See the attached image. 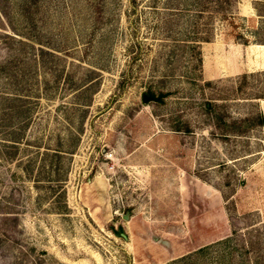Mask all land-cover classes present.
Listing matches in <instances>:
<instances>
[{"label": "rangeland", "instance_id": "rangeland-1", "mask_svg": "<svg viewBox=\"0 0 264 264\" xmlns=\"http://www.w3.org/2000/svg\"><path fill=\"white\" fill-rule=\"evenodd\" d=\"M13 96L0 264H264V0H0Z\"/></svg>", "mask_w": 264, "mask_h": 264}, {"label": "trees", "instance_id": "trees-1", "mask_svg": "<svg viewBox=\"0 0 264 264\" xmlns=\"http://www.w3.org/2000/svg\"><path fill=\"white\" fill-rule=\"evenodd\" d=\"M42 51H43L42 49H39V54H42L41 53ZM163 95L164 93H160L156 99L161 100V97ZM19 100L20 99H18L17 96H13V97H7V99L4 98V101L3 102L1 101L0 103V122H3L4 118L6 119L7 125H8L7 126L8 127V130H7L8 137L6 139L11 142H18L19 139L21 138V131H20L21 125L19 124V121L22 118V115H24V108H23L22 102H19ZM206 107H207L206 108L207 110H210L213 106L211 103H207ZM221 119H222L221 116L216 117V120L218 121V123L222 121ZM240 121L241 122L246 121L247 124L240 126L239 125ZM236 122L239 124H236ZM263 122H264L263 116L260 113H258L255 116H245L239 119L238 121L235 119H231L228 121L227 124H223L224 125L223 129L225 133L226 131L244 132L256 125H262ZM75 141L76 139H73L70 146L67 148H63V149H62V146L60 145V142H57L52 151L45 150L43 152V156L46 158L48 157L46 160V164L49 167V170H51V165L53 164V162L57 161V158L61 156L62 154L61 152L63 151L69 152L73 148Z\"/></svg>", "mask_w": 264, "mask_h": 264}, {"label": "water", "instance_id": "water-1", "mask_svg": "<svg viewBox=\"0 0 264 264\" xmlns=\"http://www.w3.org/2000/svg\"><path fill=\"white\" fill-rule=\"evenodd\" d=\"M152 98H153L152 95L147 94L145 92H142V94H141V100L144 101V102H146L147 100L152 99Z\"/></svg>", "mask_w": 264, "mask_h": 264}]
</instances>
